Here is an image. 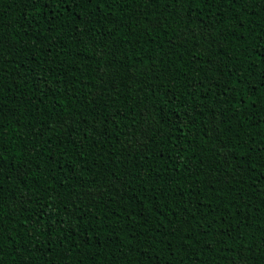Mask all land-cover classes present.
<instances>
[{
  "label": "trees",
  "instance_id": "obj_1",
  "mask_svg": "<svg viewBox=\"0 0 264 264\" xmlns=\"http://www.w3.org/2000/svg\"><path fill=\"white\" fill-rule=\"evenodd\" d=\"M0 264H264V0H0Z\"/></svg>",
  "mask_w": 264,
  "mask_h": 264
},
{
  "label": "snow or ice",
  "instance_id": "obj_2",
  "mask_svg": "<svg viewBox=\"0 0 264 264\" xmlns=\"http://www.w3.org/2000/svg\"><path fill=\"white\" fill-rule=\"evenodd\" d=\"M62 3H72L73 0H61ZM233 3L236 2V0H232Z\"/></svg>",
  "mask_w": 264,
  "mask_h": 264
}]
</instances>
